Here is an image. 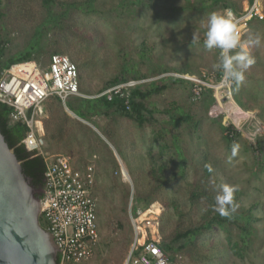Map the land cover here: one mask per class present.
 Returning <instances> with one entry per match:
<instances>
[{
    "label": "rangeland",
    "instance_id": "374dc122",
    "mask_svg": "<svg viewBox=\"0 0 264 264\" xmlns=\"http://www.w3.org/2000/svg\"><path fill=\"white\" fill-rule=\"evenodd\" d=\"M83 1L0 0L3 61L27 52L42 62L65 54L77 66L80 91L89 95L116 77L175 72L191 79L153 80L166 88L142 100L141 125L101 105L92 119L72 114V124L60 118L66 101H44L46 110L57 102L63 112L43 117L45 151L66 154L80 168L93 166L99 243L78 264H124L133 236L128 208L153 203L160 209V241L174 248L170 264H264V24L253 22L241 38L255 59L241 84L225 82L213 68L219 50L203 47L207 15L241 10L250 0H94L88 12L79 8ZM257 37L261 43L251 44ZM195 85H201L197 94ZM56 118L60 143L49 135ZM230 125V132L223 128ZM220 184L239 186L237 212H247L249 222L229 219L176 238L212 216ZM142 231L144 238L148 230Z\"/></svg>",
    "mask_w": 264,
    "mask_h": 264
},
{
    "label": "built area",
    "instance_id": "2783aa9c",
    "mask_svg": "<svg viewBox=\"0 0 264 264\" xmlns=\"http://www.w3.org/2000/svg\"><path fill=\"white\" fill-rule=\"evenodd\" d=\"M263 1L250 0L241 10L231 7L223 10L232 12L241 37L253 22L264 24ZM4 46L5 43L0 42V103L9 107L12 122L19 121L26 126L21 141L32 145L38 151L49 176L43 188L39 222L53 239L57 264L81 263L94 255L99 243L93 166L87 164L80 168L72 163L68 155L49 154L45 151L42 144L44 101L50 96H56L64 104L71 95L82 98L105 97L108 101L119 98L125 109L129 110L131 91L137 85L164 76H175L184 80H190L191 77L168 72L151 78H129L109 84L97 94L89 95L80 91L77 66L67 55L53 53L45 62L30 58L2 66ZM195 88L197 94L201 85H195L193 90ZM147 207L149 206L128 208L133 236L124 264H170V258L158 235L157 214L151 220L138 219ZM150 221L154 232L147 231L141 240L144 235L142 227L146 231Z\"/></svg>",
    "mask_w": 264,
    "mask_h": 264
},
{
    "label": "water",
    "instance_id": "95a60500",
    "mask_svg": "<svg viewBox=\"0 0 264 264\" xmlns=\"http://www.w3.org/2000/svg\"><path fill=\"white\" fill-rule=\"evenodd\" d=\"M47 177L44 167L43 188ZM43 188L38 196L0 131V264H57L53 239L38 218Z\"/></svg>",
    "mask_w": 264,
    "mask_h": 264
},
{
    "label": "trees",
    "instance_id": "16d2710c",
    "mask_svg": "<svg viewBox=\"0 0 264 264\" xmlns=\"http://www.w3.org/2000/svg\"><path fill=\"white\" fill-rule=\"evenodd\" d=\"M45 2L48 6L51 3V0H45ZM93 2L94 0H84L81 3L79 8L87 12L91 11ZM50 18H52V16ZM2 55H3V50H2ZM30 55L31 53L27 52L24 55H21L18 57L7 58L4 61L2 60L1 65L8 66L9 64L13 62L30 59L31 58ZM125 79H129V78L116 77L109 84H113L115 82H119ZM137 79H141V78H137ZM179 80H182V79L179 78ZM149 83H152V85L147 90H144L143 88V86L145 87L144 83L137 85L136 87L132 89L129 110L125 109L124 105L122 104V101L119 98H114L108 101L106 100L105 97L82 98V97L75 96L74 101H72L73 99H70L69 98L70 96H68L65 101L66 103H68L69 109L81 118H84V116H89L92 111H95L92 113H97L98 110L96 111V107H99L101 105L105 109L113 108L117 110L118 113H120L121 115L127 118H130L133 121H135L138 125H141L144 121L143 110H145L142 100L148 95L160 92L166 88V85L157 84L154 81H149L147 84ZM71 96H74V95H71ZM57 101L59 102V99H57ZM73 102H75V104ZM9 111H10L9 107H7L5 104L0 103V131L3 134L4 139L7 142L8 146L13 150L17 159L20 161L24 175L28 178L30 184L36 190H38L37 192L38 196H41V189L43 188V185H44L43 159L39 155H34V151L29 149L28 145L25 142L21 141L24 136V131L26 130V126L19 121L12 122L9 117ZM56 111L58 112L57 113L58 116H59V113H63L60 107H58V110ZM63 115L64 117H66L65 114ZM189 119H190V116L184 115L183 117L184 121H188ZM223 128L226 131L228 130V132H230L229 130L232 128V126L231 125L224 126ZM234 134H237V133H234ZM226 137L229 139L227 135ZM191 200L193 203L197 201V196L195 192H192ZM215 209L216 207L211 205V212H213L211 217L209 216H208L209 218L206 217L204 220H202L201 223L197 225V227L187 229L186 231H184L181 234H178L175 237L176 238L183 237V236L186 237L189 235L193 236V235L201 233L202 230L210 228L213 223L217 225H223V223L225 224V221L229 219L234 221L235 219L238 218L240 220H244L247 223L250 220V215H248L247 212L242 214L236 211L235 213L231 215V217H223ZM236 244L237 243L235 241V243L232 246L237 247L238 245ZM162 247L165 253L168 255V257L171 260L172 257L170 256V251H174V248L164 242H162Z\"/></svg>",
    "mask_w": 264,
    "mask_h": 264
},
{
    "label": "clouds",
    "instance_id": "9594fccd",
    "mask_svg": "<svg viewBox=\"0 0 264 264\" xmlns=\"http://www.w3.org/2000/svg\"><path fill=\"white\" fill-rule=\"evenodd\" d=\"M202 26L205 29L203 47L209 51L219 50V60L213 68L222 72L225 82L243 83L245 72L255 63V59L250 55L246 44L241 41L237 21L232 12L230 10L211 12L202 22ZM192 42L199 43L198 34L193 33ZM250 43L258 46L261 41L257 37ZM215 191L217 193L215 210L223 217H231L239 207L234 198L239 186L215 185Z\"/></svg>",
    "mask_w": 264,
    "mask_h": 264
},
{
    "label": "crops",
    "instance_id": "0c3cea01",
    "mask_svg": "<svg viewBox=\"0 0 264 264\" xmlns=\"http://www.w3.org/2000/svg\"><path fill=\"white\" fill-rule=\"evenodd\" d=\"M52 98H54L56 101H57V97H55V96H51ZM70 99H73L72 101H74V99H75V96H70L69 97ZM60 101V100H59ZM74 104H75V102H73ZM57 104V105H56ZM44 106V105H43ZM50 107H48L47 108V110H46V106H44V110H45V113L47 114V115H53V113H54V111L53 110H56L57 108H58V103L57 102H55V104H51V105H49ZM65 110H66V112L67 113H65V116H66V119L67 118H73L72 117V114L73 115H75V117L77 116L75 113H73L69 108H66L65 107ZM60 114L61 113H59V116H60ZM94 115H96V114H94V113H90V117H91V119L94 117ZM52 117V116H51ZM64 117V115H61L60 116V118H63ZM84 117H87V116H84ZM69 118V121H71V123L72 124H75V122H74V119H70ZM77 118H79V119H86V120H88L87 118H81V117H77ZM79 119H77V120H79ZM59 119H57L56 118V120L54 121V122H56L55 123V125L50 129V132H49V135H50V138H51V140L52 141H57V143H60L61 141H60V124H59V121H58ZM60 145V144H59ZM58 144H57V146H59ZM63 145V144H62ZM54 153H61V152H54ZM61 154H63V153H61ZM66 155V154H65ZM71 159V158H70ZM72 163H73V161H72Z\"/></svg>",
    "mask_w": 264,
    "mask_h": 264
},
{
    "label": "bare ground",
    "instance_id": "6f19581e",
    "mask_svg": "<svg viewBox=\"0 0 264 264\" xmlns=\"http://www.w3.org/2000/svg\"><path fill=\"white\" fill-rule=\"evenodd\" d=\"M242 38V37H241ZM231 102L233 101L231 98H228ZM228 105V103H226L224 106L226 107ZM121 176L124 180H128V173L126 172L125 168L122 166L121 169ZM159 206L154 203L151 206L147 207L145 210H143L138 219L142 220V219H154L155 215L157 213H159ZM149 233L154 232V226L152 225L151 221L148 224V229ZM143 238H141L142 240Z\"/></svg>",
    "mask_w": 264,
    "mask_h": 264
}]
</instances>
